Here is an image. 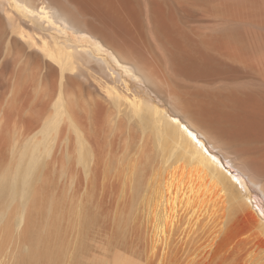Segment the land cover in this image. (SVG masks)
<instances>
[{
	"label": "bare ground",
	"instance_id": "obj_1",
	"mask_svg": "<svg viewBox=\"0 0 264 264\" xmlns=\"http://www.w3.org/2000/svg\"><path fill=\"white\" fill-rule=\"evenodd\" d=\"M145 1L147 15L141 0H0V58L12 49L43 58L30 72L25 61L17 69L0 110V139L2 121L28 82L34 98L47 97L50 105L32 128L11 136L10 162L0 166V264H79L92 228L107 221L108 242L129 248L143 264H264V87L179 91L153 40L183 75L212 70L236 78L243 70L235 63L243 60L214 54L213 38H192L169 1ZM87 75L101 95L86 96ZM129 76L153 86L167 107L132 91ZM99 114L107 129L102 147L95 146L92 127L79 122ZM66 123L76 146L59 163V176H69L75 164L85 183L75 185L79 172L72 166L71 182L59 190L50 158Z\"/></svg>",
	"mask_w": 264,
	"mask_h": 264
},
{
	"label": "rangeland",
	"instance_id": "obj_2",
	"mask_svg": "<svg viewBox=\"0 0 264 264\" xmlns=\"http://www.w3.org/2000/svg\"><path fill=\"white\" fill-rule=\"evenodd\" d=\"M167 1H169L170 5H174L175 7L177 6L176 9L178 11H177L176 16H177V18H179L178 22L180 23V25L182 27H184V29H186V31H188V33L191 35L192 38H194L195 40H197V39L200 40V39L205 38V37H210L211 40L213 38V41L215 42V46H214L215 50L213 52L214 54L218 55L221 58H225L226 56H232L233 55V56H236V57L241 58L243 60V62H241V63H235L237 66L239 65V67L243 70V71L241 70L242 73H244V74H242V73L238 74V76L236 78L235 77L232 78V77L225 75V74L217 73L216 71L214 73V71H212V70H211L212 72L210 71L208 74H207L208 71L207 72L205 71L206 74L204 72L203 73L200 72L201 74H203L202 75L203 77L202 76H196V75H194V76L183 75V74H179V73L174 71L172 63L169 59V55L168 56L164 55V54H168L167 49L164 48V53H163L162 52L163 50L161 51L160 48L158 49V47L156 46V43L152 39L153 40V41L151 40L152 44L156 47L157 52L159 53L160 57L162 58L164 67L166 65L165 71H167L166 72L167 75L169 76L170 79L174 80L173 81L174 83L179 85V91H181L180 89L182 87L187 88L189 86H195L196 84H197V86H206L207 82L213 83L215 86H217L219 88L225 86L226 88H229L232 91H234V90L251 91L253 89L257 90V89H259V87H261L260 89H262L264 87V75H263L264 74V0H193V1L192 0H185V1H187V3L189 1H192V2H190L191 6L189 5L190 3H188V6H184L187 4V3L183 2L184 0H180V1L167 0ZM196 1H198V2H196ZM178 2H179V4H178ZM141 3H142V6L144 7V9H143L144 12H146V15H147L146 1L141 0ZM180 7H184V9H185V7H187V9L184 10L183 8H180ZM146 15H145V17H146ZM146 23H147V26H148V29L150 32L155 30L153 28V26L149 24V21L147 19H146ZM70 34L75 39H78V40L85 42V43L88 42V40L86 38V37H88V35H86V34L83 35L79 32H75V31L73 32V30L71 31ZM76 36H77V38H76ZM5 51H7V48ZM7 52H4V54H1V58H0V62L2 63L0 65V68L4 69V71H6V73L2 72L3 76H2V73L0 75V79L2 81L0 84V110L2 112H4L3 109L6 106L5 103H7L9 96L11 94L10 91L13 89L14 84L19 79L18 75L20 76V73H18V72H21L20 71L21 67L24 66L25 62H27V64L29 62V64H31V65L28 64L27 67L29 68L28 72H30L29 70L33 69V67L39 66L38 62H39V60L41 61V59H39V58H42L41 56L39 57V55H37V54H34V55L33 54H16V49H12L11 53L10 52L7 53ZM161 53H162V55H161ZM36 56H38V57L36 58ZM35 59H37V60H35ZM42 63H43V58H42ZM167 63L169 64L170 67H168ZM6 66H7L8 70L6 69ZM39 67H41V66H39ZM245 67H249V69H246ZM36 68H34V69H36ZM44 68H46V69H43L42 75H44L45 73L47 74V67L44 66ZM250 69L255 74H257V76L255 74H253V72ZM36 70H34V71L32 70V71L35 74H37ZM247 70H250L252 75H250L251 74L250 71H247ZM246 71H247V73H246ZM206 75H208L210 78ZM45 76H46V80H44V81H46L47 84H48V82L50 83V81H49L50 78L47 75H45ZM42 79H45V77L43 78V76H42ZM82 82H83L82 88H83V91L86 94V96L90 95L91 93L101 95L100 91H98V89L95 85L96 82L93 81L92 77H90L88 75L83 76ZM127 82H128L132 91L136 92L140 96L151 97V98L157 100L158 102L162 103L163 106L167 107L166 101L163 98L164 96L162 94L158 93L154 89L153 86H151L149 83L144 81L142 78H131L129 76V78L127 79ZM260 85H262V86H260ZM255 86L258 88H256ZM206 87H208V86H206ZM248 87H250V88H248ZM33 89H34V82H32V81L28 82L26 85V88H25V92H24L26 95L19 97L20 99L19 98L16 99V102H15L16 107L13 106V110L2 121L4 129H3L2 138L0 139V166H1V168L2 167L4 168V166H8L7 164H8V162H10V159H9L10 153L9 152H10L11 143H12V139H11L12 137L11 136L15 133H18L19 131L24 132V131L28 130L29 128H32L36 124V122H35V121H37L36 117L37 118L40 117L42 114H44V112L46 113V111L48 112L49 111L48 109H50L49 108L50 105H47V104H49V101L47 100L48 98L46 97L47 98L46 99L45 97H43V98L39 97L40 99L36 98L37 99L36 100L34 98L35 96L33 93ZM27 93H28V95H27ZM44 98L48 102L46 100H44V101L41 100ZM194 98L191 97V99H193L194 101H196V99H200V98H195V99ZM33 99H35L36 101H34ZM188 99H190V98H188ZM18 105L20 108L18 107ZM14 108H16V109H14ZM1 111H0V116L2 114ZM28 113L35 116V118L32 119L33 121L31 119L30 120L27 119ZM83 117L84 116L80 117L79 122H81V124L85 130H89V128L92 127V129L89 130V132L91 131L92 135L95 137V138L93 137V141L95 142L94 143L95 146L98 144L97 146L100 147L101 146L100 142L102 144V141H104L103 139L106 138V133H107L106 132L107 129L105 128L106 126H104L105 115L104 114L103 115L102 114L97 115L96 118L92 121L93 124L89 123V121ZM103 122H104V124H103ZM124 125H123V127L126 128L125 122H124ZM67 126H68V123L63 124V126L61 127V132H60V135L58 137L59 142L58 143L56 142V146H55V151L57 153L56 152H55V154L53 153L54 154L53 158H50V159H53L52 161L50 160L51 161L50 164H52V166L54 165L52 167V170L50 168V171L53 173V176L56 180L55 182L57 183V187L59 190H61V188L63 189V186H67L68 181L71 182V180H70L71 176H72V174L75 173L76 170L78 172L81 171L78 169L77 165L72 164V166L75 169L77 168L75 171H74V168L71 166V170L69 171L70 173H68V175L70 174L69 176H67V175L66 176H59L60 175V167H61L60 164L62 162V159L68 155L71 156L72 154H74V152H75L74 148L76 146L74 134L73 133L71 134L70 129H68ZM102 127H103V129H102ZM101 130H102V132H101ZM58 140H56V141H58ZM116 141H117V139H116ZM120 142H121V140H120ZM115 144H116L115 146H117L118 142ZM101 150H102V148H101ZM101 150H100V155H99L100 158L99 159H101V156H102ZM116 150L117 149L115 147V151ZM71 152H73V153H71ZM53 162H54V164H53ZM98 162H99V160H98ZM225 163H226V166L230 167L227 162H225ZM97 164L96 165L98 167H96V165L94 166V173H95L96 178H97V174L99 175V173H100V175L97 178L99 180H97L95 178V181L98 182L97 186L98 185H100V186H98V188H97V186L95 184L94 191L96 189H98L97 190L98 192L95 193V199L96 200L99 198V190L101 192V184H99V181L101 179L100 178L101 177V166H100L101 163H97ZM74 165L77 167H75ZM98 168H100V169H98ZM98 170H100V171H98ZM232 170H234V169H232ZM54 172L58 176L54 175ZM81 172H79V174H77L79 180H77V183L75 184L76 186H77V184L79 185L80 183H81L80 185H83L82 181H84V183H85L84 175H82V177H81V174H83ZM96 172H97V174H96ZM61 177H63V179ZM60 178L62 180H60ZM67 179H69V180L67 181ZM78 181H79V183H78ZM64 184H66V185H64ZM75 189L78 192L77 187ZM78 189H79V186H78ZM80 189H82V188L80 187ZM76 191H74L75 194H76ZM255 191L256 190H254L253 194L256 196V195H258V192L257 191L255 192ZM75 194H74V197L76 199L78 193L76 195ZM79 194L81 195V192ZM96 194H97V198H96ZM80 195H79V197H80ZM256 198H257V196H256ZM257 200L260 201V199H257ZM262 204H264V203L262 202ZM107 206L108 205L106 204V207ZM108 210H109V208H108ZM107 222L105 224L101 222L99 225L97 224V225H95L94 228H92V230H91L92 234L91 235L89 234L90 236L87 237L89 249L86 250L84 253H82V260L80 261L79 264H98L99 260L106 261L105 264L106 263L107 264H124V262H126L127 264H143L142 261L138 258V256L136 257L134 255V253L129 248H125V247H121V246L120 247L114 246L112 243L108 242V241L111 242L110 238L112 236L111 235L112 231L110 228L111 225H110L109 221H107ZM110 232H111V234H110ZM109 235H110V237H109ZM68 236L70 237V238H68V240L72 239L70 242L75 243L74 237H76V233H71ZM131 239H132V235H130L127 238V240H131ZM71 243H70V246L73 245V243H72V245H71ZM130 244H132V243L129 241L128 245H130ZM3 249L5 250V248H3ZM93 258H95V260ZM109 259H111V260H109ZM1 260H2V258L0 257V263H1ZM96 260H98V261H96ZM104 261H103V263H104Z\"/></svg>",
	"mask_w": 264,
	"mask_h": 264
},
{
	"label": "water",
	"instance_id": "obj_3",
	"mask_svg": "<svg viewBox=\"0 0 264 264\" xmlns=\"http://www.w3.org/2000/svg\"><path fill=\"white\" fill-rule=\"evenodd\" d=\"M206 86H208V87H206ZM206 86H197V84L195 86H189V87H187V89H188L187 93H189V91H192L195 94H199L202 92L219 90V87L215 86L213 83L207 82ZM182 88L185 89L184 91L186 92V88L185 87H182Z\"/></svg>",
	"mask_w": 264,
	"mask_h": 264
},
{
	"label": "snow or ice",
	"instance_id": "obj_4",
	"mask_svg": "<svg viewBox=\"0 0 264 264\" xmlns=\"http://www.w3.org/2000/svg\"><path fill=\"white\" fill-rule=\"evenodd\" d=\"M189 135H191V133H189ZM197 143H199V141H197Z\"/></svg>",
	"mask_w": 264,
	"mask_h": 264
}]
</instances>
